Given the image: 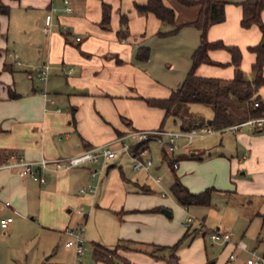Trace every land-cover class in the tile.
Instances as JSON below:
<instances>
[{
	"label": "crops",
	"instance_id": "0c3cea01",
	"mask_svg": "<svg viewBox=\"0 0 264 264\" xmlns=\"http://www.w3.org/2000/svg\"><path fill=\"white\" fill-rule=\"evenodd\" d=\"M234 1L236 0H229L225 4V20L209 27L207 39L220 40L225 45L238 47L241 51L240 68L243 74H247L252 71L251 65L255 61V54L249 52L247 47L257 45L262 36L256 26L248 29L241 28L239 22L242 9L239 5L232 4ZM0 2L4 5L16 6V8L18 6L19 19L13 22L15 29H18L19 25L21 28L37 25L43 14L44 22L47 16H50L52 20L55 11L53 0H0ZM75 2H85L88 6L85 18L71 17L68 22L70 24L77 22L74 28L83 33V39L72 34L74 32L69 29L65 30V36L61 30L59 33L52 32L54 26L52 20L48 33L42 27L46 34L44 45L46 51L39 48L35 35L24 39L21 43L26 47L27 52L34 47L39 54L43 53L42 65L46 63L49 56L50 63H47L55 62L53 68L66 78L68 77L74 92L72 95L69 93L67 99L71 110H67L65 114H62L59 108L54 109L50 105L52 99L49 100L45 89L35 86L33 81L30 83L24 81V75H22L24 73H21L19 67L7 61L6 45L9 46L10 38L13 40L16 33L12 34L13 37L11 36L10 7L7 5L9 7L7 15L0 13V165L11 155L29 161L40 158L53 159L76 155L86 148L117 143L127 133V126L134 131L158 130L160 127L164 111L148 106L139 100L143 98L139 96L165 99L170 95L171 90L168 84L156 82L151 76L142 73L137 63L146 65L147 61L138 62L133 55L139 47H146L142 44L144 36L156 34L163 23L152 14L137 13L134 4L144 3L145 0H127L125 5L129 8L128 12L121 7L124 0H75ZM69 3L72 6L71 2ZM103 3L110 7L111 24L115 22L113 26L111 25V31L100 26ZM164 3L174 10L177 24L191 22L197 17V7H185L172 0H164ZM73 11L72 6V11L65 14H71ZM179 14H183L181 18ZM123 15L129 18V34L124 39H120L116 29L119 18ZM261 19L264 23V9L261 12ZM197 31L196 29L194 32L191 31L195 39L193 38L194 41L190 42L189 54H192L197 47L195 46L199 32ZM136 38L139 39L136 40ZM13 43L15 44L16 41ZM129 44L136 45L135 51L130 49ZM208 55L212 61L226 65L201 64L195 71L196 75L224 80L233 77L234 67L228 65L231 60L228 52L214 49L210 50ZM70 64L71 66L68 67ZM262 74L264 76V67ZM137 77L142 78L143 84L151 88L144 92V95L133 92L136 83L138 84ZM84 78L87 80L82 82ZM42 91L46 94L43 95ZM10 93L18 97L10 98ZM258 94L264 98V85L259 88ZM190 120L194 123L205 122L200 113L198 117L194 116ZM229 133L233 136L237 151L236 162L244 170L240 172V175H244L246 171L264 170V130L240 128L234 133ZM221 141L223 140L220 139V144ZM191 151L196 154L191 156L188 153L190 157L180 160V166L176 168L181 183L190 192H200L210 185L215 189L213 193L226 192L223 191L226 189H230L227 192L239 191V185L232 183L231 176L226 178L221 175L231 173L235 160L233 157L229 159L222 153L199 156L198 153H205L204 149L189 150ZM196 157H203V160L198 161L200 163H192L191 160L197 161ZM129 162L131 164L130 159ZM121 163L118 161L117 164L105 165L106 167L101 164L85 165L67 172L50 173L46 175V182L42 185L19 177L15 169H1L0 198L8 199L10 205L5 207L1 202L0 208L13 214H22L30 213L34 205H43L48 213L61 218L59 230L62 233L66 227H69L67 213H71L72 208L78 209L80 214L86 211L81 218L86 228L89 258L93 264H168L163 259L150 256L148 254L150 246H172L186 230H188V236H194L197 233V224L191 222L185 225V220L174 223V219L171 220L172 212L169 210L171 217H167L161 209L169 207L174 212L175 209L180 210L183 207L186 209L187 216V210L191 206L178 207L179 204L168 202L165 197L156 196L158 187L150 185L144 175L138 178L136 175L126 174ZM94 168L100 171L95 181L90 177V170ZM213 168L215 176H213L214 173H208ZM186 169L199 170L200 174L192 176L194 173L187 174ZM204 173L208 175L202 178L200 175ZM88 184L95 185L93 194L78 192ZM156 184L160 185V182ZM250 184L243 187L258 186L252 185L253 181H250ZM142 189L149 190L150 193L142 192ZM256 193L264 197V185L263 189ZM172 199L175 200L173 197ZM257 215L264 218V199L260 202ZM82 219L76 225L82 224ZM201 221L204 222L203 217ZM216 228L220 232L228 231ZM233 237L232 233L228 243L219 244L229 250L227 259L229 262L236 260L239 254L247 250L246 244L245 249L237 248L239 241L245 242ZM96 244L113 253L111 262L94 258L93 247ZM251 254L256 256L254 251H251ZM230 255H234V258L230 259ZM262 256L264 257V248L258 257ZM179 264H181L180 260Z\"/></svg>",
	"mask_w": 264,
	"mask_h": 264
},
{
	"label": "rangeland",
	"instance_id": "374dc122",
	"mask_svg": "<svg viewBox=\"0 0 264 264\" xmlns=\"http://www.w3.org/2000/svg\"><path fill=\"white\" fill-rule=\"evenodd\" d=\"M13 1V0H9ZM17 1V0H15ZM121 7L126 9L128 12L129 8H126L125 3L127 0H124ZM229 2V0H220ZM246 0H236L234 5ZM55 6V11L53 16V27L52 32L59 33L61 30L65 36V30L69 29L72 34L84 38L83 33L77 31L74 27L76 23H68L71 17H78L80 19L85 18V15L88 11V6L85 5V2L76 3L75 0H69L71 2L74 11L71 14H65L64 5L62 0H53ZM233 2V1H232ZM78 4V5H77ZM12 13L11 20V36L16 33V37L13 40L10 38L8 44L9 46L5 49V54L7 56V61L13 65L19 67L24 81L30 83L33 81L35 86L45 89L49 100L52 99L50 105L56 109L59 108L62 114H65L71 109L68 107V97L69 93L73 94V88L70 87L69 79L59 73L58 70H55V62L49 64L46 60V65L50 67V70L47 74L45 83L39 81L38 77L40 76V71L42 67L43 53L39 54L37 48L32 47L28 52L25 49L26 47L22 45V41L26 38H30L35 35L37 40V45L39 48H44L46 44V34L42 30L46 26L45 22L42 19L38 22L37 25L33 24L31 28H21L19 25L18 29L14 28V20L19 19L18 6H10ZM120 6V4H119ZM28 8V7H27ZM23 8V9H27ZM118 8V7H117ZM32 9L33 8H29ZM92 10V9H90ZM116 10V8H115ZM129 14V13H128ZM184 14V13H183ZM183 14H179L180 18ZM127 15V14H126ZM185 16V14H184ZM50 17V16H49ZM51 18V17H50ZM127 32L129 34V18H127ZM50 20V26L52 23ZM113 20V17H112ZM115 24H111V17L107 26H103L105 30L111 31V28ZM112 25V26H111ZM68 26V28H67ZM193 26H183L173 35L167 36H158V32H168L172 26L163 24L161 29L156 34H146L142 40V44L149 48L150 57L145 63H137V67L142 71V73L151 76L156 82L168 84L170 90L177 88L182 81L184 80L187 72L191 67V53L188 51L191 48L190 42L194 41V35L192 34L196 28H191ZM120 28V18L119 24L116 29ZM32 29H36L33 31ZM182 29V30H181ZM193 29V30H192ZM197 30V29H196ZM191 31H193L191 33ZM198 32V31H197ZM197 45L199 44L200 32L197 33ZM139 38H136V40ZM195 39V38H194ZM13 41H16L14 44ZM118 44V42H115ZM111 44H114L111 41ZM109 46V45H108ZM130 49L135 51L136 45L129 44ZM8 48V49H7ZM197 48V47H196ZM195 48V49H196ZM194 50V49H192ZM24 51V52H21ZM23 54H21V53ZM192 52V51H191ZM45 53V52H44ZM56 54V52H55ZM135 59V54L133 55ZM51 61V60H50ZM49 62V63H47ZM134 62V61H133ZM71 66L68 65V67ZM78 68V66H77ZM73 76V75H71ZM138 78V77H137ZM244 78L247 80H253L254 72L251 71L247 74H244ZM86 78L82 82H85ZM143 79L138 78V84L136 83L133 92L144 95V92L150 90L151 88L148 85L143 84ZM139 100L145 102L144 96ZM188 109L189 114L186 119H192L194 116H199V113L202 115V119L206 121L212 118L211 108L208 106L200 104H189L185 107ZM187 121V120H186ZM190 122V121H189ZM181 121L168 117L162 129L165 131H180L181 130ZM160 126V125H159ZM243 127L241 129H246ZM127 133L122 136V138L117 143H107L101 146H106L113 151L117 152V158L111 159L108 161V165L117 164L121 161L123 166V171L128 175H136L138 178H141L143 175L147 177L150 185H155L157 188L156 196H162L167 198L168 202L177 203L172 199V194L170 193V186L172 184L173 175L170 171L169 162L162 158V145L156 141L148 143V153L146 157L151 159L152 166L150 167L148 174H144L143 171H135L131 169V164L129 162V157L126 153L121 152L123 144L127 146L134 145L135 142L130 138V134L134 131L131 127L127 126ZM140 130V129H139ZM232 134L229 132H217L211 135L204 137H198L193 139L190 144V150H201L203 152L198 153L199 156H208V154L222 153L227 158L233 157L232 171L231 173H222L224 177L231 176L232 183L239 185V191L237 193L227 192L230 189L223 191L226 192H216L211 195L210 204L208 206H191L187 212L188 215L192 217V224H199L201 222V217L204 218V225L210 229H215L216 227L221 228V230H228L233 233V239H241L247 245V250L239 254L236 257V260L227 261L229 250L225 246L219 244H213L206 236L202 237L199 233H195L194 236H188L178 247L177 255L179 257L181 264H246L247 258L255 259L256 256H260L264 248V218L257 215V211L260 205V202L263 201L264 197L259 196L260 189H263L264 185V170L259 171H246L244 175H240V172L244 171L238 162H236L237 151L235 149L234 140ZM220 139L221 141L220 144ZM185 140L183 138L176 141V145L183 143ZM189 151L177 150L175 152V157L179 156L181 158L190 157L188 155ZM168 158H171V155L166 154ZM173 158V157H172ZM180 161V160H179ZM178 161V166L180 162ZM192 163H200L195 160H191ZM106 167V166H105ZM229 171V168H227ZM176 170V169H175ZM187 174L194 173L192 176H197L199 170L186 169ZM215 176V169L213 168L208 172ZM200 174V173H199ZM98 174L95 179H98ZM178 176V173H176ZM207 173L200 175L202 178L207 176ZM160 178V185H157L155 182L156 178ZM201 178V179H202ZM94 179V181H95ZM93 181V182H94ZM250 181H253L252 185H258L251 188H245L243 185H251ZM233 185V184H232ZM211 186V185H210ZM208 186V187H210ZM233 190V189H232ZM251 192H247V191ZM199 192V191H198ZM1 202L8 201V199L0 198ZM175 201V202H174ZM178 205V203H177ZM174 207V205H172ZM178 207H181L178 205ZM172 212L174 223H180L186 218V209L181 207V209H173L165 207ZM71 209V207H70ZM71 213H67L69 217L68 226L69 228H77L84 226V232L81 235L83 239V256L82 261L85 264H93V261L90 260V250L89 244L87 243V238L85 236V225L81 217L86 214V211L81 214L77 211L78 209L72 208ZM66 213V212H65ZM11 216L13 218L12 223L9 225L6 233L0 228V264H75L76 259L72 248L66 247L65 242L70 239V237L60 232L59 224H61V218L57 215L48 213V210L44 208L43 205H34V209L30 213L22 214H13L11 212H6L0 208V219ZM82 219V224L76 225L77 222ZM76 226V227H75ZM251 251H254L255 255L251 254ZM48 258V259H47ZM47 259V260H46Z\"/></svg>",
	"mask_w": 264,
	"mask_h": 264
},
{
	"label": "trees",
	"instance_id": "16d2710c",
	"mask_svg": "<svg viewBox=\"0 0 264 264\" xmlns=\"http://www.w3.org/2000/svg\"><path fill=\"white\" fill-rule=\"evenodd\" d=\"M185 7H197L198 13L195 20L177 24L176 15L172 8L168 7L164 0H145L144 3H135L134 8L137 13L145 15L152 14L163 24L172 26L168 32H158V36H169L179 31L183 26H193L200 32L199 44L191 54V67L187 72L182 83L175 89H172L170 95L165 99L144 98L148 106L156 107L164 111L163 119L159 130H162L163 124L168 117L180 120L181 130L201 125H212L215 129H224L234 124L241 123L249 118L264 116V98L259 96L258 90L264 85V76L262 69L264 67V23L261 19V12L264 9V0H246L238 3L242 9L240 26L248 29L256 26L261 33V41L255 46L247 47V50L255 54V61L251 65L254 72L253 80L244 78L240 68L241 51L236 46L225 45L222 41H209L207 31L210 26L221 23L225 20L224 6L227 2L220 0H172ZM9 7L0 2V13L8 14ZM110 19L109 5L102 4L101 24L107 26ZM127 19L123 15L120 17V28L117 30V36L124 39L127 32ZM225 50L231 56L228 65L234 67L233 77L229 80L220 78L202 77L196 75L195 71L201 64L224 66L226 64L217 63L209 58L210 50ZM150 52L147 47H139L135 59L138 62H146L149 59ZM10 98H17L16 94H9ZM189 104H200L208 106L212 111V118L205 122L194 123L186 119L190 114L185 107ZM256 104V105H255ZM187 120V121H186ZM190 121V122H189ZM72 122L74 120L72 119ZM263 131L264 128L256 129ZM145 142L133 146L134 151L143 147ZM162 158L169 162L170 171L173 175V182L170 186V193L175 201L184 207L188 206H208L214 188L208 187L204 190L192 193L185 187L176 170L173 168V161L183 160L179 156L168 158L162 150ZM190 154V152H189ZM195 157V156H194ZM197 161H202L203 157H196ZM150 193L149 190H141ZM160 209V208H159ZM158 210V209H157ZM188 237V230L172 246H150L148 252L155 259H163L168 264H179L177 250L179 245ZM93 256L96 260L111 262L113 253L100 245H94Z\"/></svg>",
	"mask_w": 264,
	"mask_h": 264
},
{
	"label": "built area",
	"instance_id": "2783aa9c",
	"mask_svg": "<svg viewBox=\"0 0 264 264\" xmlns=\"http://www.w3.org/2000/svg\"><path fill=\"white\" fill-rule=\"evenodd\" d=\"M64 3V12L70 13L72 11V6L68 0H63ZM46 26L43 28L45 32L50 31V17H46ZM78 39V38H77ZM49 72V66L45 65L40 71V76L38 77L39 81H46L47 74ZM42 94L46 93L42 91ZM52 102V100H50ZM256 105V104H255ZM59 109H57L58 111ZM247 127L249 129H261L264 128V116L249 118L241 123L231 125L224 129H215L212 125H201L189 128L187 130L180 131H165V130H137L133 131L130 134V138L134 140L135 144L145 142L143 147L138 151L133 150V146H127L123 144L121 152L126 153L131 161V169L135 171H143L148 173L150 167L152 166L151 159L146 157L148 153V143L156 141L162 145V151L168 155H171V158L175 157V152L177 150L189 151L190 144L193 139L198 137H204L214 133H219L223 131L235 132L236 130ZM183 138L185 141L181 144L176 145L178 139ZM117 156V152L111 150L108 147L100 146L94 148H86L82 152L76 155L57 157L53 159L40 158L38 160H25L21 157H15L13 155L0 165L1 169H15L17 175L23 179L32 180L38 184H44L46 182V175L50 173H61L67 172L73 168L85 166V165H99L105 166L108 164V161L114 159ZM173 168L178 167V161H173ZM100 173L98 168L90 170L91 180H94L95 177ZM156 183L160 182V178L155 179ZM79 193H89L93 194L95 192V185L88 184L85 187H82L78 190ZM1 203V201H0ZM5 207H8L10 203L8 201L2 202ZM192 222V217L187 215L185 218V225H188ZM12 223V217H6L0 219V228L3 231H6L9 228V225ZM67 234L70 239L65 242V246L72 248L74 256L76 259L75 264H85L82 261L83 256V239L81 235L84 232V226H79L77 228L66 227L63 231ZM197 233L201 236H206L212 243L225 244L228 243L232 237L230 231L220 232L215 229H210L202 223V221L197 225ZM246 245L242 241L237 243V248L245 249ZM234 255H230V259H233ZM247 264H264V257L256 256L255 259H247Z\"/></svg>",
	"mask_w": 264,
	"mask_h": 264
},
{
	"label": "water",
	"instance_id": "95a60500",
	"mask_svg": "<svg viewBox=\"0 0 264 264\" xmlns=\"http://www.w3.org/2000/svg\"><path fill=\"white\" fill-rule=\"evenodd\" d=\"M196 153L194 151H191L190 152V155L193 156L195 155ZM161 212L166 215L167 217H171V212L168 210V209H165V208H162L161 209ZM216 230H218V228H216Z\"/></svg>",
	"mask_w": 264,
	"mask_h": 264
}]
</instances>
